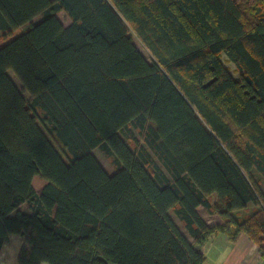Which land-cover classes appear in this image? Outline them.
<instances>
[{"label": "trees", "instance_id": "16d2710c", "mask_svg": "<svg viewBox=\"0 0 264 264\" xmlns=\"http://www.w3.org/2000/svg\"><path fill=\"white\" fill-rule=\"evenodd\" d=\"M254 173L264 0H0V252L20 235L16 264H206L220 234L264 259Z\"/></svg>", "mask_w": 264, "mask_h": 264}, {"label": "rangeland", "instance_id": "374dc122", "mask_svg": "<svg viewBox=\"0 0 264 264\" xmlns=\"http://www.w3.org/2000/svg\"><path fill=\"white\" fill-rule=\"evenodd\" d=\"M58 16L64 23H67L68 19L66 17H64V14L62 12L59 13ZM133 37L135 38L136 44L140 47V49L142 51H144V54L149 56V54L145 51V49L141 45L140 40L134 34H133ZM223 58H225V56H223ZM226 64L229 66L232 73L235 76H237L238 74L234 70V65L232 63H226ZM13 78L15 79V82L18 83V80L14 76H13ZM99 155H100L104 165L109 166L108 160L106 158H104L101 154H99ZM254 180L259 184L260 188L264 191V178L260 174L254 173ZM41 183H42L41 180H39L37 178L34 179V186L36 187V189H38V187H40ZM254 207H255L254 204L249 203V205L245 209L241 210L242 215H244V213H246L247 211L253 210ZM21 208L24 210H27V203L21 204ZM202 214L209 222H215V219H217L213 215L207 214V212L204 209H202ZM217 237L221 238V237H224V235L220 234ZM21 238L22 237L20 235H16V234L11 235V237L5 243V245L3 246V248L0 252V264H16L15 258H16V255L18 253V250L22 244ZM216 240L217 239L212 240L211 242L207 243L206 250L204 252L205 256L207 258L206 264H215L218 261L216 252L219 250V248H220L221 252H224V249L220 246L221 244L218 243Z\"/></svg>", "mask_w": 264, "mask_h": 264}, {"label": "crops", "instance_id": "0c3cea01", "mask_svg": "<svg viewBox=\"0 0 264 264\" xmlns=\"http://www.w3.org/2000/svg\"><path fill=\"white\" fill-rule=\"evenodd\" d=\"M221 247L216 252L218 261L215 264H264V259L259 257L257 246L245 234H241L233 242L226 236L217 238ZM47 264V263H42Z\"/></svg>", "mask_w": 264, "mask_h": 264}]
</instances>
